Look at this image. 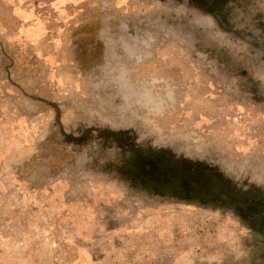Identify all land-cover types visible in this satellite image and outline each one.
Returning <instances> with one entry per match:
<instances>
[{"label":"rangeland","instance_id":"374dc122","mask_svg":"<svg viewBox=\"0 0 264 264\" xmlns=\"http://www.w3.org/2000/svg\"><path fill=\"white\" fill-rule=\"evenodd\" d=\"M83 6L34 45L0 0V264H250L240 217L155 197L84 129L135 126L264 182V0Z\"/></svg>","mask_w":264,"mask_h":264},{"label":"flooded vegetation","instance_id":"af4514ba","mask_svg":"<svg viewBox=\"0 0 264 264\" xmlns=\"http://www.w3.org/2000/svg\"><path fill=\"white\" fill-rule=\"evenodd\" d=\"M84 130L88 134L96 132L102 142L109 135V139L114 138L123 145V156L129 159L132 171L146 170L144 180L139 176L137 179L155 197L236 214L259 241L260 255L253 257L250 264H264V182L255 180L254 184L251 179L234 175L209 153L193 156L183 145H154L151 142L157 137L135 126ZM257 171L264 181V169L257 168ZM130 179L132 184L138 182L134 175Z\"/></svg>","mask_w":264,"mask_h":264},{"label":"crops","instance_id":"0c3cea01","mask_svg":"<svg viewBox=\"0 0 264 264\" xmlns=\"http://www.w3.org/2000/svg\"><path fill=\"white\" fill-rule=\"evenodd\" d=\"M87 1L12 0L22 39L34 45L46 39L53 41L54 44L56 41L63 42L64 32L70 31L72 21L79 24V17L83 16L80 11ZM53 54L52 52L50 56Z\"/></svg>","mask_w":264,"mask_h":264}]
</instances>
